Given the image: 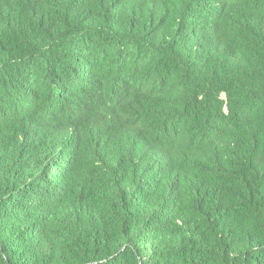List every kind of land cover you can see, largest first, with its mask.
<instances>
[{
    "label": "trees",
    "instance_id": "16d2710c",
    "mask_svg": "<svg viewBox=\"0 0 264 264\" xmlns=\"http://www.w3.org/2000/svg\"><path fill=\"white\" fill-rule=\"evenodd\" d=\"M0 264H264V0H0Z\"/></svg>",
    "mask_w": 264,
    "mask_h": 264
}]
</instances>
